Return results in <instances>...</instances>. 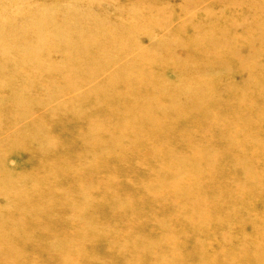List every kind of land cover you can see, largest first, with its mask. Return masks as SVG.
<instances>
[{"label":"rangeland","instance_id":"obj_1","mask_svg":"<svg viewBox=\"0 0 264 264\" xmlns=\"http://www.w3.org/2000/svg\"><path fill=\"white\" fill-rule=\"evenodd\" d=\"M0 86V264H228L258 243L264 0H0Z\"/></svg>","mask_w":264,"mask_h":264},{"label":"bare ground","instance_id":"obj_2","mask_svg":"<svg viewBox=\"0 0 264 264\" xmlns=\"http://www.w3.org/2000/svg\"><path fill=\"white\" fill-rule=\"evenodd\" d=\"M12 22H13V20H12ZM17 23V25L16 24H14L13 23V25H12V27L13 26H16V27H18V25H21V24H18V22H16ZM29 35V34H28ZM199 45H200V43H199ZM201 46V45H200ZM202 47V46H201ZM199 53H200V51H199ZM204 53H205V51H204ZM201 54V53H200ZM202 54H203V52H202ZM22 55V54H21ZM17 59V58H16ZM19 61V64H21V66H24L25 65V67L27 66V65H30V63H28L25 59H24V57H20V60H18ZM23 63H28L27 65L26 64H23ZM54 63V62H53ZM52 63V64H53ZM18 64V65H19ZM63 64H65L66 65V63H63ZM54 65H56V64H54ZM59 65V64H58ZM50 66H51V64H50ZM48 67L49 69L50 68H52V67ZM60 66H62V65H60ZM24 67V68H25ZM21 67H20V65H19V69H20ZM27 68H29V66L27 67ZM48 68L46 69V70H48ZM56 68V67H55ZM54 68V69H55ZM22 69V68H21ZM20 69V70H21ZM23 70V69H22ZM33 69H31V71H32ZM53 70V69H52ZM28 71V70H27ZM28 74V73H27ZM13 76V75H12ZM16 76H22V75H19V74H17ZM16 78V77H15ZM21 78H23V77H21ZM187 82V81H186ZM185 82V84H183L184 86H186L187 88H190V84H192V83H190V84H187ZM190 82V81H189ZM194 82V81H193ZM179 83V82H178ZM196 84V83H195ZM194 84V85H195ZM199 84V83H198ZM197 85V84H196ZM248 85V84H247ZM246 85V86H247ZM180 85L179 84H177L176 85V87H179ZM204 86V85H203ZM243 86V85H242ZM1 87V86H0ZM198 87H200V85L198 86ZM2 88V87H1ZM171 88H168V89H166V92H168V90H170ZM237 88L235 87V86H229L228 87V97H229V94H230V92L231 91H235ZM251 87H249V90L251 91ZM196 90V89H195ZM231 90V91H230ZM246 90V87L245 86H243V87H241L240 88V92H243V91H245ZM233 91V92H234ZM254 91V90H253ZM247 93H249V91L247 92ZM250 93H252V92H250ZM244 95H241V97H243ZM93 97V96H92ZM245 98V97H244ZM41 101V100H40ZM40 101H35V103H34V105H39V102ZM28 103V102H27ZM242 103V101L240 102V104ZM243 104V103H242ZM22 108H26V106L25 107H22ZM24 111H26L25 109H23ZM136 111H138V110H136ZM15 112H16V114L15 115H17L18 114V110L16 109L15 110ZM253 123V122H252ZM242 124H244V125H246L245 123H242ZM259 126L261 125V126H264V124L262 125L260 122H259V124H258ZM176 160H178L176 157H175V159L173 160V159H171L170 161H169V165L170 164H172L174 161H176ZM167 164V165H168ZM188 164V163H187ZM191 164V163H190ZM165 172H167V170H165ZM183 175V174H182ZM178 176H179V174H178ZM181 177V176H180ZM191 177L193 178V179H195L196 177H197V174L196 173H193V174H191ZM211 178V177H210ZM208 179V178H207ZM176 180L178 181V180H180L179 181V184L181 183V179L180 178H176ZM177 181L175 182V184H177ZM193 181L194 180H191V183H193ZM193 185H195V184H193ZM205 187V186H204ZM191 188H192V186H191ZM245 192V191H244ZM183 197H184V199L187 201V199H189V198H186V195H183ZM179 203V202H178ZM207 205V204H206ZM258 205V204H257ZM188 211H189V209H188ZM193 213H195V212H193ZM192 213V214H193ZM264 219V218H263ZM261 220V219H260ZM253 230V231H252ZM251 231L252 232H254V235H255V237H256V239H258V243H260V241H262V240H264V239H262L261 237H263L264 236V225L262 226V225H259V224H256L255 226H254V228L252 227V229H251ZM264 238V237H263ZM260 239H262V240H260ZM258 243H256L255 245H252V247L251 248H249L250 249V251H248V248H246V252L245 253H241V255L235 260V258H232V259H228V264H264V260H262V261H258V259L259 258H263L264 259V257H260V256H264V246H260ZM209 245V244H208ZM201 247H202V245H201ZM200 248V247H199ZM206 248V247H205ZM245 248V247H244ZM191 249V248H190ZM242 249V248H241ZM203 251V250H202ZM244 252V251H243ZM186 257V256H185ZM198 257V256H197ZM190 258V257H189ZM161 264V263H160ZM162 264H170L169 262H166V261H162Z\"/></svg>","mask_w":264,"mask_h":264}]
</instances>
